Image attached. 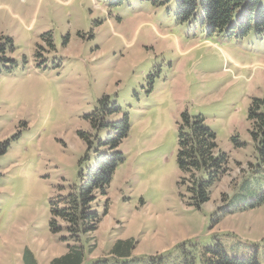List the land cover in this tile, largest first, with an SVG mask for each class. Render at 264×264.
<instances>
[{
  "label": "rangeland",
  "instance_id": "rangeland-1",
  "mask_svg": "<svg viewBox=\"0 0 264 264\" xmlns=\"http://www.w3.org/2000/svg\"><path fill=\"white\" fill-rule=\"evenodd\" d=\"M175 10L176 0H0V39L14 46L6 47L14 63L0 62V143L18 136L0 156V264H26V249L38 264L82 249L93 264L116 260L119 241L141 258L215 238L230 256L258 252L264 264V205L212 224L257 164L247 118L252 99H264V35L211 36L199 20L179 23ZM104 96L122 109L107 121L130 116L126 161L99 197L98 231L75 240L59 221L64 231L53 234L50 201L80 183L78 133H96L86 116ZM186 109L205 118L230 158L200 210L176 165Z\"/></svg>",
  "mask_w": 264,
  "mask_h": 264
},
{
  "label": "trees",
  "instance_id": "trees-1",
  "mask_svg": "<svg viewBox=\"0 0 264 264\" xmlns=\"http://www.w3.org/2000/svg\"><path fill=\"white\" fill-rule=\"evenodd\" d=\"M142 1L162 7L171 0ZM175 11L179 23L199 20L211 36L221 34L242 39L254 30L264 35V0H176ZM7 43L14 50L12 39H0V62L14 63L6 57ZM116 113L122 115V109L112 103L109 96H104L98 101L95 111L86 116L96 133H78L86 144V153L80 162V183L71 186L66 195H59L50 201V230L53 234L64 231L59 221L66 225V231L75 240L98 231L103 220V215L96 209L98 200L101 196L108 197L115 173L126 161L121 146L128 139L132 127L128 113L119 120L107 121ZM247 120L251 124L250 135L257 159V164L251 170L253 183L250 180L244 182L227 205L212 215L214 227L226 216L264 205V190L260 193V177H264V99H252ZM177 132L176 165L181 175L180 185L189 194L190 206L200 210L211 201L214 187L228 173L230 158L220 148L216 133L202 115H192L189 110H184L177 122ZM17 138L15 135L0 143V156L7 153L11 142ZM233 142L237 147L243 146L236 137H233ZM84 162H89V166L83 167ZM134 249L133 243L119 241L112 249L116 260L96 261L93 264H261L258 252L244 258L230 256L216 238L207 246L191 240L173 250L149 257L133 258ZM24 259L26 264H38L29 249H26ZM51 264H84L83 250H70L55 258Z\"/></svg>",
  "mask_w": 264,
  "mask_h": 264
}]
</instances>
